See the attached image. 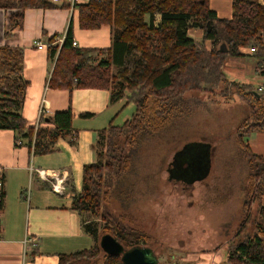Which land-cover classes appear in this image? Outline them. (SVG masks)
<instances>
[{
	"label": "trees",
	"instance_id": "1",
	"mask_svg": "<svg viewBox=\"0 0 264 264\" xmlns=\"http://www.w3.org/2000/svg\"><path fill=\"white\" fill-rule=\"evenodd\" d=\"M53 7L50 0H0V9L10 12L7 31L21 28L26 9ZM231 8V18L224 20L209 9V0H88L78 6L79 26L93 30L110 25L111 47L76 49L71 25L61 46L51 45L54 38L48 40L49 58L55 60L49 88L109 90L111 103L123 98L125 88L130 90V118L97 132L95 161L83 167L82 189L72 198L73 210L82 216L100 217L102 234H110L126 249L148 246L150 237L134 228L130 219L125 225L103 205L111 194L127 197L133 187L135 149L184 118L188 93L211 95L218 90L223 100L238 97L247 105L249 114L238 126L244 136L237 132V142L247 160L249 182L258 179L260 186L250 184L247 195L256 193L264 198V157L255 155L245 139L251 132H264V92H257L250 84L230 82L224 72L229 58L253 56L260 76H264V4L232 0ZM190 29L202 31L200 44L189 37ZM205 41H209V50L203 45ZM242 48L255 52L243 53ZM95 52L107 57L95 64ZM112 68L121 75L115 90L111 87ZM26 87L22 50L0 46V130L13 132L15 145H26L36 156L54 152L59 138H69L74 145L70 110L42 117L37 126L27 125L21 115ZM248 218L243 217L236 241L229 244V264H264V200L252 222V235L238 239ZM87 222L83 230L94 239V245L59 254L58 264H122L120 257L102 253L99 230Z\"/></svg>",
	"mask_w": 264,
	"mask_h": 264
},
{
	"label": "crops",
	"instance_id": "2",
	"mask_svg": "<svg viewBox=\"0 0 264 264\" xmlns=\"http://www.w3.org/2000/svg\"><path fill=\"white\" fill-rule=\"evenodd\" d=\"M50 1L55 7L26 9L21 28L10 31H7L10 12L0 9V46L22 50V76L27 87L21 115L27 125L37 126L41 108L47 112L44 117L70 110L76 142L71 145L69 138H59L54 152L36 156L26 145H15L13 132L0 130V168L4 181L0 264H58L59 254L94 245V239L83 230L88 219L72 209V198L82 189L83 167L95 161L97 132L110 123L114 124L119 114L133 110V104L123 98L111 103L109 90L73 88L69 91L48 87L55 63L49 58V39L54 38L52 46H61L71 25L76 49L106 50L111 47L112 30L110 25L93 30L80 28L78 6L88 0H77L75 3ZM257 1L264 4V0ZM231 6L232 0H209V9L219 19L231 18ZM192 34L201 36L202 41V31H188L189 37L196 42ZM35 42L45 45L44 49L38 50ZM203 45L209 50V41ZM92 57L96 64L107 55L95 52ZM249 58L254 59V64ZM237 59H231L229 64L238 63V71L247 70L250 66L248 79L244 81L250 80L256 71L260 75L258 60L253 56ZM229 64L224 70H229ZM242 76L243 73L239 77ZM246 141L255 155L264 157V132H251ZM38 172H43V177ZM53 174H64L65 177H58V181L64 179L59 193L52 188ZM201 253V258L190 260L188 264L226 262L227 252L224 249L213 251V255L209 251Z\"/></svg>",
	"mask_w": 264,
	"mask_h": 264
},
{
	"label": "rangeland",
	"instance_id": "3",
	"mask_svg": "<svg viewBox=\"0 0 264 264\" xmlns=\"http://www.w3.org/2000/svg\"><path fill=\"white\" fill-rule=\"evenodd\" d=\"M192 35L200 44L201 36ZM249 49L242 48L241 52L248 53ZM231 59L238 60L229 58L227 66ZM248 60L254 64L253 58ZM237 65L229 64V70H224L230 82L233 79L237 84H250L251 88L261 82L256 71L246 83H239L248 79L250 66L238 71ZM111 73V87L115 90L121 75L114 68ZM218 93L186 94L184 118L135 149L134 181L127 197L111 194L102 204L112 216L121 217L125 225L130 219L134 228L150 237L148 247L159 264H188L201 258L205 251L213 255V251L224 249L228 253L245 216H249L247 226L238 239L253 233L252 222L264 198L256 193L247 195L250 184L254 188L260 186L258 179L249 182L247 160L237 142V132L244 136L238 126L249 110L238 97L224 101ZM123 94L128 102L130 90L125 88ZM226 95L231 97L227 91ZM131 113L119 114L114 125H121ZM84 216L101 237L104 222L100 217ZM224 264H229L227 257Z\"/></svg>",
	"mask_w": 264,
	"mask_h": 264
},
{
	"label": "water",
	"instance_id": "4",
	"mask_svg": "<svg viewBox=\"0 0 264 264\" xmlns=\"http://www.w3.org/2000/svg\"><path fill=\"white\" fill-rule=\"evenodd\" d=\"M99 248L107 256L120 257L122 264H159L150 247L135 246L126 249L110 234H103L100 237Z\"/></svg>",
	"mask_w": 264,
	"mask_h": 264
},
{
	"label": "built area",
	"instance_id": "5",
	"mask_svg": "<svg viewBox=\"0 0 264 264\" xmlns=\"http://www.w3.org/2000/svg\"><path fill=\"white\" fill-rule=\"evenodd\" d=\"M65 2H69V3H75L77 0H64ZM35 44L37 45V49L38 50H42L44 49L45 45L41 44L40 42H35ZM72 46L75 47L76 43L74 41H72ZM255 52L254 49L250 48L248 50L249 54H253ZM255 90L257 92H264V76H261V82L255 87ZM40 113V119L42 117H44L46 115V110H44V108H41ZM2 169L0 168V227H1V215H2V209H3V204H4V181H3V173H2ZM43 172H38L39 176L43 177ZM58 177H64V174H62L61 176L57 175V174H53L52 179L54 181V184L52 185V188L55 192L59 193L61 192V187L60 184L62 185V182L64 181V179H60V181H58ZM63 189V188H62Z\"/></svg>",
	"mask_w": 264,
	"mask_h": 264
}]
</instances>
